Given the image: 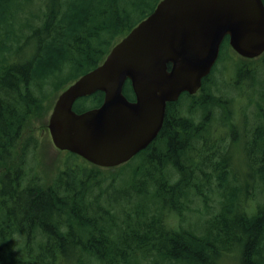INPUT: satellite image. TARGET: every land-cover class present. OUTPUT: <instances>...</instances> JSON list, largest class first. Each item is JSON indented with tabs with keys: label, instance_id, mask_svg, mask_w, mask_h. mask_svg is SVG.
<instances>
[{
	"label": "trees",
	"instance_id": "1",
	"mask_svg": "<svg viewBox=\"0 0 264 264\" xmlns=\"http://www.w3.org/2000/svg\"><path fill=\"white\" fill-rule=\"evenodd\" d=\"M160 1L147 10L145 0H0V264H221L235 254L264 264V77L255 70L264 56L238 67L235 83L253 81L245 105L225 99L235 83L216 67L198 94L169 103L121 188L103 191L96 166L39 176L32 125L47 100L98 67ZM228 47L227 37L219 60L231 57ZM124 93L135 100L130 81ZM88 100L99 107L104 94L79 99ZM219 124L225 132L211 136ZM197 199L219 207L202 235L171 221L199 212Z\"/></svg>",
	"mask_w": 264,
	"mask_h": 264
},
{
	"label": "water",
	"instance_id": "2",
	"mask_svg": "<svg viewBox=\"0 0 264 264\" xmlns=\"http://www.w3.org/2000/svg\"><path fill=\"white\" fill-rule=\"evenodd\" d=\"M226 37L241 57L262 56L263 0H161L102 64L58 96L48 124L54 146L98 167L129 162L158 137L168 104L200 91ZM127 81L133 101L124 93ZM97 92L101 106L74 110Z\"/></svg>",
	"mask_w": 264,
	"mask_h": 264
},
{
	"label": "rangeland",
	"instance_id": "3",
	"mask_svg": "<svg viewBox=\"0 0 264 264\" xmlns=\"http://www.w3.org/2000/svg\"><path fill=\"white\" fill-rule=\"evenodd\" d=\"M39 3V0H37ZM158 0H145V2L148 4V8L147 10H149V6L156 4ZM38 7V6H37ZM22 17H18V21H21ZM227 52L228 55H230L231 57L228 60H218V62L216 63L215 71L219 72V71H223L226 70L227 71V78L229 80L234 81V83L236 82V79L238 78V67H240L241 64H246L249 63L251 60H245L243 58H241L239 55L236 54V52L228 47L227 48ZM221 54V53H220ZM221 56V55H220ZM253 66H255V64H260V62L257 59H254L252 61ZM248 69H250L249 67H247ZM256 74L257 76L264 77V70L261 69L260 67H257L256 69ZM213 70V72H215ZM219 79L222 81V78L220 76V74H218ZM245 79V80H242ZM240 84L237 85L238 82H241ZM252 79L251 76L249 74H245V75H241V78H239V80L237 81V83L234 84V86H231L230 92H227L230 95V97L225 98V99H237V103L239 102V106L240 104L245 105V102H249L250 99L248 98V90H251V84H252ZM237 85V86H236ZM253 89H257L255 85H253ZM228 91V89H227ZM220 94H224L226 91L224 90V88L222 87L221 90L219 91ZM59 94L56 97H53L52 100L51 98L47 100V102L45 103V113L44 116L40 117L33 125H32V129L34 130V134L35 136L38 138L39 140V147L36 150V152L33 154V156L35 155V157H37V161H39L41 163V165L39 166V176L41 175L42 177H45L46 179L50 180L53 178H56V176L60 173L63 172L64 170H66V168L69 169H73L76 171L77 168H87V169H95V165L91 164L90 162L86 161L85 159H83L80 156H75L74 154L72 155V153L70 152H66V151H59L56 149V147L54 146L49 130H48V124H49V118L50 115L53 111V107L55 105V102L58 98ZM236 102V101H235ZM77 106H79L80 110H89V109H93L96 106V103L94 101H87L86 103L82 104L81 101H77L75 104V107L77 109ZM236 109V115H238V120H241V112L240 109H238V107L235 105L234 106ZM255 109V107L252 105L249 108V121L253 124H255L256 120H255V116H253V111ZM245 124V122H243L241 120L240 122V127H242ZM251 125V124H249ZM248 126V124H247ZM251 126V127H252ZM250 129V127L248 128ZM222 130V131H221ZM252 130V129H251ZM225 130L223 129V126L221 124H219V126H214L212 129V133L210 134L211 136H219L220 133H224ZM238 152L240 153V157L242 160L245 161L246 157L244 154V150L242 148V146H239V148L237 149ZM32 156V155H30ZM35 159V160H36ZM134 159V158H133ZM132 159V160H133ZM31 162L34 164V159H31ZM138 162L137 158L134 159V162L132 161L128 167H123V166H119L116 168H101V167H97L99 170H101V174L102 176L106 177L107 180L103 182L102 184V189L103 191L106 190V188L114 183V189H119L121 188L120 186H123L126 182V179L128 178H133V169L134 164H136ZM31 163V164H32ZM129 163V162H128ZM242 170V175L245 174V167L241 168ZM116 175V178L113 179L112 176ZM101 177V176H100ZM244 178V176H243ZM45 179V180H46ZM114 180V181H113ZM262 198H264V196H262ZM257 201H259V197L257 198ZM193 209L196 211H199L201 213H203L205 216H202L200 214L197 213H187L184 214L185 217L180 218V216H178L176 213H173L172 215V223H179V221H182V225L185 227L187 226L188 228L193 229L194 231H196V233L199 234H203L202 232L206 230V226H207V222L206 219H209L210 217L213 216L215 209L218 211V206H213V202L209 203L210 207L209 209H207L205 207V204L203 203V201L197 199L193 202ZM254 205V202L252 201V199L250 198L249 200V210L251 209V206ZM186 227V228H187ZM221 264H240V259L238 258V256L233 255V256H229L227 259H225Z\"/></svg>",
	"mask_w": 264,
	"mask_h": 264
},
{
	"label": "flooded vegetation",
	"instance_id": "4",
	"mask_svg": "<svg viewBox=\"0 0 264 264\" xmlns=\"http://www.w3.org/2000/svg\"><path fill=\"white\" fill-rule=\"evenodd\" d=\"M263 2H264V0H263ZM242 66H243V64H242Z\"/></svg>",
	"mask_w": 264,
	"mask_h": 264
}]
</instances>
